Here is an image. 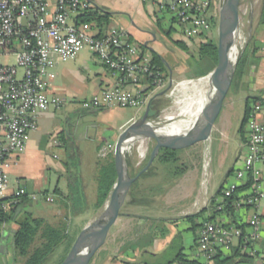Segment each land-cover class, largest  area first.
<instances>
[{
    "label": "crops",
    "instance_id": "obj_1",
    "mask_svg": "<svg viewBox=\"0 0 264 264\" xmlns=\"http://www.w3.org/2000/svg\"><path fill=\"white\" fill-rule=\"evenodd\" d=\"M88 1L92 4L91 10L96 8L100 11L108 12L110 15L107 21L101 25L90 24L93 34L102 35L109 28L116 27L126 34L122 41L123 46H136L142 54L149 57H151V50L160 54V42L164 40V37L170 39L172 31H175V34L179 35V37L172 39V42L173 40H186L185 37L187 35L182 32V28L173 14L165 8L160 7L161 4L177 0H151L149 2H142L140 0ZM210 15L213 17L214 13L210 12ZM196 36L193 35L191 37ZM140 44L145 46L144 50L140 48ZM88 53V57L78 56L77 54L73 59L69 60L70 62L68 61L64 64L58 63L48 71L46 76L48 93L58 97L61 100V104L58 108H50L38 114L37 126L30 132L25 149L19 154L12 155L8 160V195L17 188L22 187L28 194L34 193L37 196L33 202L28 203L27 210L30 207L32 208V206L39 205V198H41L43 191L52 193V190L57 187L63 197L68 194L70 174H67L70 172L71 157H75L78 153L77 143L81 137L79 127H83L84 125L82 121L83 114L91 111H86L80 107V110L75 113V111L73 112L65 106L69 103H77L81 106L82 101L99 96L103 90L121 80L119 75L109 71L92 52L88 51ZM147 81H142L141 83L143 95H145ZM121 82L123 86L131 89H138L140 87V85L130 80H121ZM228 91H230V96L226 104L227 106L239 103L242 107L243 117L244 107L248 99L250 110L254 106L259 105L256 119L259 123L264 124V39L259 38V41L255 42L252 55H248L240 75L237 77L233 76ZM156 98L160 100L161 95H158ZM224 100L220 113L223 111ZM166 107L168 105L162 106L160 111H164ZM61 111H64V121H57V114ZM132 120L134 119L129 117L120 124L113 137H117L124 126L128 124V121L131 122ZM212 130L213 126L211 133ZM217 137L220 141L219 146L225 148L223 152L220 151L219 147L217 149V167L219 170H222L218 179L215 180V176L212 180L206 178L207 175H211L209 167L211 166L212 158L211 160L209 158L211 147L205 145L200 166L203 178L197 182V177L200 176L199 168L195 176L193 175V171L182 172V176L178 183H176V188L181 194L178 212L173 216L133 213L119 215L123 216L126 222H129L128 227L121 229L117 237L112 240L109 244V251H105L103 248L108 240L106 237L107 240L96 251L88 264H179L176 261L171 262L179 249L187 259L197 260L199 264H212L211 260H206L198 252L196 239L201 228L200 224L203 222L204 224L217 222L224 226L234 224L241 227L244 235H246L251 232L252 228L249 225V221L254 213L258 215V229L256 230V236L249 239V245L246 248V251L253 259L252 261L234 264H264V196L255 206L234 208L232 215L221 210L215 214L212 221H206L205 219L210 215V210H207L210 197L218 191L221 185H225L227 181L233 179L234 172L242 164L244 155L243 145L246 137L245 125L242 131L238 129V135L234 136L237 148L231 164L225 169V163L229 160V147L233 143L220 129L217 132ZM110 140L108 139L103 142L101 152L106 147L104 143H110ZM128 147L125 150L126 153L128 152ZM55 148L63 150L65 161L56 162L52 160V158H57V155L54 153ZM252 175L257 178L258 185L264 193V161L254 164ZM91 176L93 181H95V174ZM80 178L82 185H84L82 176ZM247 182V179H245L241 185ZM65 187H67V191H64ZM53 197V202L62 200L56 194H53ZM215 200L220 202L222 199L218 195ZM204 208H207L205 213L194 220V223L198 226L193 228L192 222L186 220L185 216L198 213ZM217 209H220V207ZM60 212V209L50 211L46 213L47 218H43L46 220L49 217L60 218V216H64L60 215ZM131 225L132 231L130 233ZM15 228L16 224L14 222L0 223V244L4 246V264H7L8 259L12 258V234ZM162 228L165 229V234H160L161 230L158 229ZM79 230L76 232V235ZM121 236L123 237L121 238ZM239 238L233 237L229 248L219 250L224 255L230 254L231 248L237 245ZM96 254H99V257H95Z\"/></svg>",
    "mask_w": 264,
    "mask_h": 264
},
{
    "label": "built area",
    "instance_id": "obj_2",
    "mask_svg": "<svg viewBox=\"0 0 264 264\" xmlns=\"http://www.w3.org/2000/svg\"><path fill=\"white\" fill-rule=\"evenodd\" d=\"M160 7L173 14L187 36L210 29L209 0H177ZM91 8L88 0H0V55L14 54L16 58L15 64L0 63V209L14 205L21 195L28 194L20 187L8 195V160L25 149L30 132L37 126L38 114L61 104L58 97L48 93L46 76L50 69L87 49L121 80L140 85L138 89H131L123 86L120 80L99 96L82 101L84 108L144 106L142 81L151 79L158 85L161 82L160 73L153 71L149 56L142 54L136 46L122 45L126 36L123 31L111 27L97 36L92 33L89 23H75L78 14ZM258 109L259 105L254 106L245 122L242 164L234 172L233 179L222 188L221 199L230 196L243 180L251 181L244 196L233 202L235 208L255 206L264 196L257 178L252 175L254 164L264 161V124L256 119ZM28 195L33 199L37 197L34 193ZM45 199L52 202L53 196L48 194ZM249 225L251 232L244 235L241 227L234 224L205 223L196 239L198 252L210 260L217 249L229 248L233 237L242 236L248 243L256 236L257 213L252 215Z\"/></svg>",
    "mask_w": 264,
    "mask_h": 264
},
{
    "label": "rangeland",
    "instance_id": "obj_3",
    "mask_svg": "<svg viewBox=\"0 0 264 264\" xmlns=\"http://www.w3.org/2000/svg\"><path fill=\"white\" fill-rule=\"evenodd\" d=\"M221 4L222 0H212L209 12L214 13L213 17L216 18V25L213 24L210 26V31L208 32L196 34V37L186 36V40H184L187 45L186 50L172 42V39L179 37V35L175 34V31L170 33L171 40L164 37V40L160 42V54L162 55V59L165 61V64H167L170 68L171 73L168 72L167 74V72H160L161 82L159 85L154 84L151 79L148 80L146 83V92L143 96L147 103L152 95L168 86L171 76L172 84L166 93L161 95L160 99L162 105L165 103V106L168 105L164 111H159V115L165 113L157 125L158 131L160 132L165 130V128H168L173 132L182 133L201 119L204 109L196 112H186L181 108L176 109L175 98L171 95V92L175 87H178L177 94L175 96H181L184 95L186 91L194 90L198 86L182 83L188 81V79L194 80L199 77L206 76L213 70L215 65L213 66L212 60L206 58L199 59L197 57V50L199 44L207 41L208 39L216 41L217 43V23ZM261 7L262 0L240 1L239 33H241V38H238L239 41L237 38L235 39V41L240 43V52L243 47L248 44L250 55H252L255 42H258L259 38L264 39V23L261 22ZM88 51L89 50L87 49L82 50L78 53V56L88 57ZM66 62H61L60 64H64ZM0 63L15 64L16 58L14 54H3L0 55ZM205 68L208 69L204 71ZM229 96L230 91L227 92L224 98L225 104L223 111L214 121L213 130L208 140L198 141L186 148L176 149L177 160L175 162H170L169 164H162L156 156L150 165L143 172H141V174L148 172L155 173V176L153 177H141L142 179L138 178L139 184L135 193L139 197H148L150 199L149 206H131L124 202L120 209L121 214L175 215L179 210V199L181 196L180 191L176 188V183H178L180 177L182 176V172L193 171V175L195 176V174L199 171L198 169L202 164L201 158L205 145L211 147V151H209V158L210 160L212 158L211 166L209 167L211 175H207L206 178L209 180H212L214 176L215 180L219 178L222 170H219L217 167V149L219 147L220 151L223 152L225 148L219 146L220 141L218 140L217 132L220 129L226 137L228 136V139L232 140L233 143V145L229 147V160L225 163V169L231 164L234 152L236 151L237 147L234 136L238 135V129L242 118V107L239 103L229 106L226 105L229 101ZM145 105L140 107H111L104 111L85 112L82 119L84 125L83 127H79L81 137L77 143L78 153L75 157H71V167L69 168L70 172L67 175L70 174L77 179L82 176L84 181L83 188L86 198V207L82 213H80L77 217H74L69 214V210H71V208H67V206L62 204L59 200L55 202H46L44 198L41 197L39 198V205L28 208L33 216L46 217V213L60 209V215L64 216L61 217L59 215L60 218L49 217L47 221L52 225H59L64 221L65 228L68 230V234L71 238L75 237L76 232L79 229L92 222L101 211L102 207H95L96 182L93 181L91 175L96 174L98 163L104 162L108 154L114 153V146L117 137H113V135L116 134L118 126L129 117H131V119H137L143 112ZM65 107L70 108L71 111H75L76 113L80 110L81 106L77 103H69ZM63 112L64 111L58 112L56 118L57 121H64ZM129 122L130 121H128V123ZM108 139H111L110 143H104L106 147L103 148L101 152L103 142ZM142 141L143 147L141 149L144 151V157L139 159L137 153L135 151L133 152V160L138 164L133 168V171L138 170L137 173L145 167L155 146V141L153 139L146 138ZM133 146L135 145L133 144ZM54 153L57 155V158H52L53 161H65V155L62 149L57 150V148H55ZM125 158L127 159V154L125 155ZM151 166L152 168L150 169ZM202 178L203 176L201 175L200 168V176L197 177V182H199ZM64 191H67V187L64 188ZM129 199V195H127L126 201ZM128 223L129 222H126V219L123 216L116 218L109 229L107 236L108 240L106 239L107 242L103 246L105 251H109V244L117 237L121 229L128 227ZM132 225L130 233L132 231ZM123 236L125 237V235ZM123 236H121V238ZM62 256L63 251L59 249L55 258L59 261ZM95 257H99V254H96ZM7 262V264H13V254L12 258H9ZM46 264H54L53 259Z\"/></svg>",
    "mask_w": 264,
    "mask_h": 264
},
{
    "label": "trees",
    "instance_id": "obj_4",
    "mask_svg": "<svg viewBox=\"0 0 264 264\" xmlns=\"http://www.w3.org/2000/svg\"><path fill=\"white\" fill-rule=\"evenodd\" d=\"M211 2L212 0H210V6ZM109 16L110 15L108 12H103L95 8L78 14L74 18V21L76 24L80 22H87L89 24L94 23L96 25H101L107 21ZM216 22V18L210 15L208 18L209 25H216ZM261 22L264 23V0H262L261 7ZM173 43L184 50L187 49V45L183 40H173ZM140 48L144 50L145 46L143 44H140ZM249 54V45L246 44L237 56L234 69V77L239 76L242 72V68ZM197 57L199 59L206 58L212 60L214 66L217 62L216 41L208 39L205 42H201L198 46ZM150 63L153 66V71H157L159 73L167 72L168 74L170 68L168 67V65L165 64V61L162 59V55L158 54L154 50H151ZM207 69L208 68H205L204 71H206ZM156 97L152 100L151 103L150 118L152 119H155L159 115V111L162 106L166 105V103L162 105L161 101ZM82 108L86 111L91 112L104 111L108 109L106 107ZM249 111V101L247 99L239 131H242V128L245 125ZM156 156L158 157V160L162 162V164H169L170 162H175L177 160L176 150L170 148H161ZM125 160L128 166L129 174L132 176L136 175L138 170L133 171L134 167H132V165L126 158ZM97 166L98 169L95 174V207L100 208L103 207L105 200L107 199L110 191L112 190L113 184L117 176L113 161V153L108 154L104 162L98 163ZM151 168L152 166L150 167V169ZM153 176H155V173H143L134 180L128 191L130 199L128 201L125 200L126 204L131 206L149 205L150 199L148 197H139L135 193L139 184L138 178H146ZM250 185L251 181L249 180L244 185L238 186L230 196H224L220 202H217L215 198L218 195L222 197V188L224 185H221L218 191L212 197H210L207 207L208 209L204 208L198 213L187 215L185 216V219L192 222V227L195 228L198 225L194 223V220L198 217H201L205 213L206 209L210 210V215L205 218L206 221H212L214 219L215 214L221 210L232 215L235 208L233 202L237 199L242 198L245 194L244 191H247ZM48 194L52 196L53 194L60 196L62 200L59 201L65 206H67V208H71V210L68 209L69 214L71 216H75L77 214L82 213V211L86 207V198L81 178L77 179L74 176L70 175L69 191L68 194L64 197L57 187L52 190V193H48V191H43L41 197L44 198V200L46 201L45 198ZM34 200L35 199L31 198L28 194H24L19 197L18 201L14 205H9L6 209H0V223L14 222L16 224V228L12 234L13 264H46L52 259L54 261V264H59L66 255L67 251L69 250L74 240V237L71 238L68 234V231L65 228L64 221L61 222L59 225H52L43 217L33 216V214L29 210H27L26 207L28 203H31ZM218 207H220V209H217ZM203 225L204 222L200 224V227H202ZM158 230H161L160 234H165V229L162 228ZM248 245L249 244L244 241L243 237L240 236L237 245L231 248L230 254L224 255L219 249H217L210 260L213 262L212 264H234L238 262L252 261L253 257L246 251ZM59 249L63 251V256L58 261L55 257ZM174 261L178 262L179 264H199L197 260L185 258L184 254H182L180 249L174 255L171 262Z\"/></svg>",
    "mask_w": 264,
    "mask_h": 264
},
{
    "label": "water",
    "instance_id": "obj_5",
    "mask_svg": "<svg viewBox=\"0 0 264 264\" xmlns=\"http://www.w3.org/2000/svg\"><path fill=\"white\" fill-rule=\"evenodd\" d=\"M239 5L240 0H222L219 8L217 62L210 72L214 90L208 96L201 119L182 133L158 131V127L153 124V119L150 118L151 103L156 96L165 94L170 88L172 84L170 76L168 86L152 95L147 101L141 115L126 124L119 132L113 153L117 176L112 190L107 197V199L110 197L109 203L103 208L97 218L80 229L59 264H88L96 251L105 242L111 225L121 215L120 209L126 200L132 183L150 165L161 148L173 150L186 148L198 141L206 140L210 136L212 126L220 113L223 100L234 76L237 57L232 61L230 49L235 45V34L239 28ZM169 72L171 73L170 69ZM146 138L153 139L155 146L145 167L139 173L132 176L128 172L125 160L124 153L126 147L132 141ZM107 199L104 204L107 202ZM3 247V244H0V264H4Z\"/></svg>",
    "mask_w": 264,
    "mask_h": 264
},
{
    "label": "bare ground",
    "instance_id": "obj_6",
    "mask_svg": "<svg viewBox=\"0 0 264 264\" xmlns=\"http://www.w3.org/2000/svg\"><path fill=\"white\" fill-rule=\"evenodd\" d=\"M236 35H237L236 38L238 40V38H240L241 33L236 32L235 36ZM239 50H240V43L235 41V45L230 49V58L232 59V61H234L236 57L239 55L240 53ZM185 83L192 85V86L196 85L198 87L195 88L194 90L186 91L185 94L181 96H178V95L175 96L178 90V87H175L174 90L171 92V95L175 98L176 109L181 108V109H184V111L186 112H196L201 109H204L208 101V96L211 94V91L213 92L214 90L212 87L213 84L211 80V73L199 79L185 81L182 84H185ZM164 115L165 113H163L162 115H160L157 119L153 121L156 126L158 125L159 121ZM161 132H173V131L168 128H165V130ZM133 144L135 146H133ZM133 144L129 145L128 152L126 153L125 151V155L127 154V160L130 162L132 167H135L138 164L134 162L133 160L134 159L133 152L135 151L137 153L139 159H142L144 157V151L141 149L143 147V141L142 140L136 141ZM109 200H110V197L107 199V202L103 205L98 215L102 212L103 208L109 203ZM98 215L96 216V218L98 217Z\"/></svg>",
    "mask_w": 264,
    "mask_h": 264
}]
</instances>
